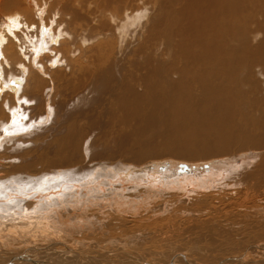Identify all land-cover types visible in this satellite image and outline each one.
Masks as SVG:
<instances>
[{"label": "bare ground", "instance_id": "obj_1", "mask_svg": "<svg viewBox=\"0 0 264 264\" xmlns=\"http://www.w3.org/2000/svg\"><path fill=\"white\" fill-rule=\"evenodd\" d=\"M34 1L12 13L11 0H0V177L35 175L17 179L28 191L0 193L1 249L30 243L0 264H66L72 256L68 264H89L82 255L90 241L65 238L66 229L104 233L113 216L146 213L149 223L170 213L161 221L171 229V215L191 212L200 222L202 209L219 211L209 200L226 195L250 219L264 217V0H82L80 9L55 0L70 7L57 28L55 14L43 15L49 0ZM91 5L97 10L87 12ZM77 22L96 31L76 33ZM16 132L37 149L15 141L5 151ZM54 246L67 251L31 258ZM179 259L188 258L170 264Z\"/></svg>", "mask_w": 264, "mask_h": 264}, {"label": "rangeland", "instance_id": "obj_2", "mask_svg": "<svg viewBox=\"0 0 264 264\" xmlns=\"http://www.w3.org/2000/svg\"><path fill=\"white\" fill-rule=\"evenodd\" d=\"M54 1L55 0H49V2H45V3H48V6H47V9L45 8V12L43 15L46 18H48V17L51 18V16L53 17L55 14V16L53 18L54 19L57 18L54 21V27H56L57 24L55 22L64 20L65 17L64 18H61V17H63L64 15L66 16V14H68L70 12L69 11L70 7L63 1L62 2L61 1H59V2L55 1L54 2ZM76 1H79V2H76ZM70 2H72V1H70ZM73 2H76V3H74V6L76 8H79V9L80 8H87V7H83L82 0H74ZM58 3H60V4H58ZM68 3H69V1H68ZM75 4H77V6ZM152 4L149 6L150 8L156 6L154 4H153L154 5L153 6ZM156 4H158V2ZM35 6H36V2L34 0H22V1L11 0V4L9 5V7L12 9V13L18 12V10L22 9V7L34 8ZM54 6H56V7L54 8ZM63 6H65L66 9L63 8ZM93 6H95L94 7L95 10H97L98 6L96 7V5H91L90 8L86 9L87 12H90L89 9H93V11H95L94 8H92ZM60 8H62V11ZM46 10H47V13H46ZM65 10H67V12ZM93 17H95V15ZM93 17L91 18V20L93 22L91 24L94 26L93 29H95L96 25H94L95 20ZM34 20H37V19L35 18ZM6 21H7V18L4 17L3 14H0V31H1V29L5 28V26L7 24ZM96 21H98V20H96ZM78 23L79 22L74 23V24L77 25V29H79V31L76 29V25L74 26V24H73V26H70L71 27L70 29L76 30V33L81 32V34L83 32L84 33L86 32L87 34H89V32H91V31H93V32L96 31V30H92L91 25H90L91 27L87 25L88 26V28H87V27H85L86 26L85 24L80 25V23L79 24ZM80 26L81 27L84 26L83 27L84 29L83 28L81 29ZM78 35L80 36V34H78ZM261 37L262 36L257 37V38H259V39H257V41H259ZM77 45L78 46L82 45L81 40L77 41ZM92 45H90V46H92ZM65 47L64 48L66 50L71 51L70 47L69 48L67 46H65ZM66 54H69V53L67 52ZM11 93L14 94V92H11ZM25 107H27L29 109L30 105H28V106L23 105L22 108L19 110V113L20 114L22 113V116H25V114H26L25 113V111H26ZM20 133H22V132H20ZM16 135H17V132L13 133L12 139L7 140L4 143L5 151L9 150L12 146V142H15V141H19L20 143H22L24 145L23 148L24 149H30L31 152H33V151H35V149H37V145H35L32 141L25 140L24 137L20 138ZM35 139L38 140L39 138L35 137ZM51 141H52V137L50 136L45 140V142L38 143V145L41 147V149L42 148L45 149L47 146V143H49ZM2 151H0L1 155H2ZM45 151H47V150H45ZM258 153H261V151H258ZM7 157H9V156H7ZM12 161H14V159H12ZM99 162H101V160ZM105 163L110 164V161L108 159H106ZM71 169H73V168H71ZM16 175H18V174H16ZM34 176H35L34 174L32 175L31 173L29 174V173L23 172L21 177L16 178L14 180L13 179L7 180V178L0 177V181H1L0 182V193H2V191H3V197L4 198H6L10 192L19 193V195H20V194H22V192L28 191L29 188L26 187V185H25V188H21L19 186V183L21 184L23 182V180L19 181L17 179L24 178V180H28V179H30L29 177L33 178ZM61 177H62V175H61ZM9 180L12 182H10ZM82 180H83V178L81 177V178H79V180H71L70 183L75 184L76 182H80ZM6 181H8L7 183H9V184H7V185H10L9 187L7 185H4V183ZM62 181H64V180H62ZM111 195L112 194H109L110 197H111ZM86 196L88 197V195L82 196L80 199V202L82 199L86 200L87 199ZM109 196H108V199H110ZM229 196L226 195L225 198H223L224 201L223 200L217 201L219 199H216L215 201L209 200V208H211L212 206H215L216 208L219 209V211H218V213H216L212 210L214 212L213 213L212 211H210L208 209L210 212H212V214H214V215H212L211 213H205L206 210L202 209V212L200 211L202 214L199 212V217L202 218L203 221L201 220L200 222H199V220L196 219V217H192L191 212H189L187 214L183 213L184 215L181 214L182 216L176 215V217H174V215H171V216H173V218H171V219L176 220V221L174 220L175 222L172 224L173 228H171V229L163 227V224L165 225V223L167 222V219L170 218V216H169L170 213H169V215L168 214L166 215L167 219H166V217L160 216L159 217L160 219L157 217V220L156 219L150 220V223H149V221H147L149 224L146 222V219H147V216H149L150 214L146 213L145 215H147V216L143 215V217H138L139 218L138 220H137V217H132V218L131 217L130 218L124 217L123 218L124 220H122V219L120 220L119 218L115 219V216H113V220L115 219V221L111 220V218H109L110 220L109 219L107 220V222H106V224H107L106 225L107 226L106 231L107 232L105 231L104 233H103L104 230L101 231V229L99 231H95V232H94V230H92L91 233H88L90 231L88 229V231H86V233L81 232V235H77V233L75 231L76 229H66V231H65L66 233H62V235L65 238H67V237L71 238L72 235L75 234L76 236H74L73 239H76V240L80 239L82 243L90 241V245L88 244L89 246H87L89 248H87L86 251H85V249L81 250V247H79V246H78L79 248L77 247V249H78L77 251H79V252L82 251L81 252L82 254L85 251V253L82 255V257H84L85 259L82 258V260L84 259L83 261L84 262L86 261V263H89V264H170L172 259L176 258L177 255L185 256L188 259H185V260L179 259V260H177V262L175 264H177V263L178 264H192L190 262V260H192V262L194 264H264V238L259 237L260 235L264 236V217L260 218V219L258 217H256V219H253V217H252V219H250L251 217L248 216L249 214L245 213L250 209L245 208L246 209L245 210L244 207L243 208L241 207L242 209H244V210H242L240 207H234L235 206L234 204L237 203L236 197L231 196V195H229ZM84 197H86V198H84ZM232 197H234V199ZM0 198L2 199L1 195H0ZM229 199L231 202L229 201ZM234 200H235V203H234ZM7 202L12 203V206H13L15 200H13V201L7 200ZM27 202L29 203V205L33 204L32 207H27V208L30 211L35 210L37 204H35L32 201V199H29ZM166 202L171 205V200L167 199ZM81 203L83 204V202H81ZM199 203L201 205H203L202 202H199ZM199 203L197 202L196 206L197 205L201 206ZM221 203H223V205ZM231 203L234 206L231 205V207H230ZM259 204L261 205V208H264V200ZM9 207H11L10 204H9V206L6 205V208H8V209L3 210L2 213L10 214V208ZM23 207H26V206H21L19 210L18 209L16 210V214H17L16 216H22L21 211L23 210ZM177 207L179 208L180 211H183V212H184V209H186L184 207V205H181V204H179ZM235 208H237V209H235ZM171 209L175 210L176 207L172 206ZM238 209H240V210H238ZM36 210H38V209H36ZM203 210H205V212ZM39 211L42 212L43 210L39 209ZM203 214H205L206 216ZM151 215H153V213H151ZM252 215L253 214H251V216ZM244 216H246V217H244ZM135 218H136V220H135ZM161 219H163V224H162ZM133 221L134 222L136 221V222L134 223ZM152 221H153V223L156 221L157 222L154 225L152 223ZM137 222H139V223H137ZM201 222L202 223L206 222V223H204V224H206V227L201 226V224H200ZM141 223H143V224H141ZM144 223H146V224H144ZM151 223L153 224V226L151 225ZM110 224H112V225L110 226ZM207 226H209V227L207 228ZM200 227L201 228L203 227V228L200 230ZM73 230H74V232H73ZM252 234H258L259 236L257 238H251ZM88 236H90V237H88ZM118 238L120 240H118ZM115 240H117V242ZM126 240H127V242H125ZM112 241H114L115 243ZM118 241H120V242L118 243ZM94 243H96V244H94ZM98 243H99V245H98ZM29 244L30 243H28V244L16 243L11 248L7 247L5 249H1V247H0V258L1 257L6 258V256H12V258H20L21 255L18 256L16 254L23 253V251H25V253L28 252L29 248L27 249V246H29ZM118 244H119V246H116ZM36 245H38V244H36ZM99 246H100V248H99ZM123 246H124V248H123ZM117 247H118V249H117ZM58 249H60V250H58ZM7 250L10 252H7ZM64 250L65 251H63V248H59V247L57 248V246L52 247L51 250L50 249L49 250L40 249L39 251H33L32 250L33 252H32L31 258H33L35 260V257L38 258L40 256V258L42 257L43 259H47V257L49 258L51 255H54L58 251H59V253H61V251H63V253H66L67 249H64ZM125 250H126V253L124 252ZM42 251H44V252H42ZM119 251H120V253H118ZM4 252H6V253H4ZM35 252H37V253H35ZM121 252H123V253H121ZM7 253L8 254L13 253V254L8 255ZM43 253H45L46 255L45 254L43 255ZM3 256H5V257H3ZM27 258L31 259L29 256H27ZM72 258H74V256H72ZM72 258L68 257L66 262L70 263L73 260L76 261L75 258L71 261ZM49 259H53V258L50 257ZM1 261H4V259L0 260V262ZM18 261H25V260L19 259ZM68 263H66V264H68ZM55 264H62V262L57 261Z\"/></svg>", "mask_w": 264, "mask_h": 264}]
</instances>
